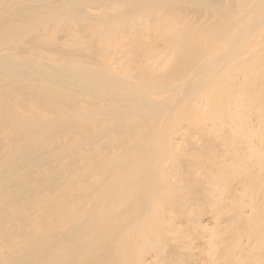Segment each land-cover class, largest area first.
Segmentation results:
<instances>
[{
  "label": "bare ground",
  "instance_id": "obj_1",
  "mask_svg": "<svg viewBox=\"0 0 264 264\" xmlns=\"http://www.w3.org/2000/svg\"><path fill=\"white\" fill-rule=\"evenodd\" d=\"M0 264H264V0H0Z\"/></svg>",
  "mask_w": 264,
  "mask_h": 264
},
{
  "label": "rangeland",
  "instance_id": "obj_2",
  "mask_svg": "<svg viewBox=\"0 0 264 264\" xmlns=\"http://www.w3.org/2000/svg\"><path fill=\"white\" fill-rule=\"evenodd\" d=\"M206 221L208 222V220H206ZM211 222H212V221H211ZM243 241H244V242H248V238H247V237H244V238H243ZM199 249H201V247H200ZM197 251H198V249H197Z\"/></svg>",
  "mask_w": 264,
  "mask_h": 264
}]
</instances>
